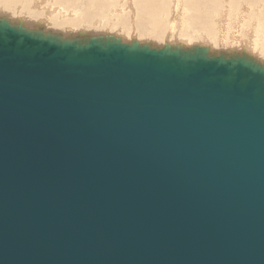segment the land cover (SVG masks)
I'll return each mask as SVG.
<instances>
[{
  "label": "water",
  "instance_id": "1",
  "mask_svg": "<svg viewBox=\"0 0 264 264\" xmlns=\"http://www.w3.org/2000/svg\"><path fill=\"white\" fill-rule=\"evenodd\" d=\"M0 264H264V62L0 16Z\"/></svg>",
  "mask_w": 264,
  "mask_h": 264
},
{
  "label": "rangeland",
  "instance_id": "2",
  "mask_svg": "<svg viewBox=\"0 0 264 264\" xmlns=\"http://www.w3.org/2000/svg\"><path fill=\"white\" fill-rule=\"evenodd\" d=\"M59 1H63V0H52V1H48V2H46V4H45V6L43 5V6H41V3H42V0H41V2H40V0H27V2H25V3H23L22 4V6H19V8H18V10H20V11H22V12H20V13H23V9H25V11H24V13H23V15H21L20 16V14L18 15L17 14V12L15 11V8H12V9H9V8H7V7H5V8H3L2 6H0V15L1 14H6V16L7 17H9L10 19H12V21H18V20H23L22 22L26 25V26H29L30 28H32V27H34V28H38V27H41L42 29H47L48 27V29H49V31H52V32H57L58 30H60V32L59 33H63V29H60V28H55V27H53L54 29H56V30H54L53 28H52V26H50L49 24H47V22H53V18L52 17H54L55 18V20H54V22L55 23H57V22H61L64 18V16H61V17H59V18H56L57 17V15H58V11L56 10V12H54V13H52L50 16H49V18H51L50 19V21L48 20V21H44V19L46 18L45 17V13H46V8L48 7L49 9H51L50 8V3H54L55 4V2L56 3H58V4H60V2ZM66 1V0H65ZM71 1V0H70ZM85 1V2H84ZM87 1V2H86ZM97 1L98 0H95V3H97ZM101 2V4L103 3L102 1H104V3L105 4H102V6L100 5V7H102L101 9L98 7L97 9L96 8H93V9H95V11H93L94 13V15L97 13V15H95V16H103L102 18H103V20H102V22H99V23H95L94 21H89L90 23H86L87 25H85V28L86 29H84V31H79V30H77V29H75V28H71V27H68L69 28V32H67L66 31V33L64 32L63 34L64 35H66V34H68V33H73V31H74V33H85V34H89V35H92V34H115V35H119V36H122V38L124 39V40H128V39H132V38H135V39H137V40H139V41H144V42H148V43H150V42H152L151 44H154V45H158V46H160V45H162L163 44V42H169V40H172V41H170L171 43H173V42H176V43H182L184 46H188V44L189 45H191V44H198V43H204L202 40H203V38H201V37H203V35L202 34H206L207 36H208V38H210V39H212V44L214 45L213 47H212V50L211 51H214V52H219V51H227V52H230L231 51V49L232 50H236V51H238L239 52V50H242V47H241V42H247L248 41V35H249V33H248V28H249V24H251L253 21H249V22H247V18L246 19H244L245 18V9H246V5H248V3H246V0H240V2L241 3H239V0H206V2H209V4H206V2H205V0H181V3H180V5H179V9H181V12H183V14H182V16H183V18L184 19H187L188 18V16L189 15H196V16H200V14H208V17H210L211 19H212V17L214 16L213 14H211L212 13V11L213 12H217V10L216 9H218V11H219V13H220V16H221V20L224 22V25L222 26L221 25V27H217V26H214V23L212 22V28H210L208 25L207 26H205V28L203 29V27H200L198 24H196V25H192V26H190L189 24V29H185L186 27H183L182 25L184 24H180V22L181 21H179V17L177 16V19H176V21L177 22H175V26L177 27H174L175 29H171L168 25H169V23L171 22V20L173 19V16H175V12L174 11H177V10H175V7H173L172 8V6L176 3V0H153L155 3H156V8L157 9H155L157 12H161L162 10H164V11H162V13L160 14V12L159 13H156L155 11H154V13H153V11H147L146 10V13H145V15H146V17H145V15H144V13H140V12H137L136 10H132V11H130V12H128L129 11V6H131L132 5V8H135L134 7V5L136 4V3H141L140 1H146V0H130V2L129 3H127V1H129V0H119V2H122V5H120L121 3H117V1L118 0H107L106 2H105V0H100ZM113 1V2H112ZM149 1H151V0H147V2L149 3ZM187 1H191V2H193V3H195V4H197V6L196 7H190V9L189 10H187V12L185 11V9L183 8V6H185L184 4H185V2H187ZM211 1V2H210ZM212 1H214V3L212 2ZM231 1H233V5H232V3H231ZM22 2H24V1H22ZM50 2V3H49ZM92 1H90V0H72L71 2H69V3H63V4H69V5H66V8L68 7L69 8V6H72L73 4H75L77 7H79L80 8V13L81 12H84L85 10V3H87V6L92 10V7H93V3H91ZM99 2V1H98ZM108 2H111L114 6H115V8H117L116 6H118V4H119V6H123V4H125L124 2H126V5H127V7L125 6V10H122L124 13H122V12H120V11H113V12H108V9L110 8V4L108 3ZM198 2V3H197ZM245 2V3H244ZM29 3V4H28ZM107 3H108V5H109V7H108V5H107ZM243 3V4H242ZM261 3V2H260ZM26 4V6H24ZM39 4V5H38ZM72 4V5H71ZM85 4V5H84ZM98 4V3H97ZM116 4V5H115ZM130 4V5H129ZM212 4H214V5H212ZM105 5V6H104ZM209 5H210V7L211 8H213V10L211 9V8H209ZM39 6H41L42 7V9L39 7ZM175 6V5H174ZM241 6V7H240ZM243 6H245V7H243ZM2 7V8H1ZM23 7V8H22ZM25 7V8H24ZM39 7V8H38ZM45 7V8H44ZM162 7V8H161ZM216 7V8H215ZM228 7H230V8H228ZM238 7H239V9H238ZM29 10H28V9ZM226 8H228V10L226 9ZM243 8H244V10H243ZM3 9V10H2ZM14 9V10H13ZM22 9V10H21ZM39 9V10H38ZM82 9V10H81ZM99 9V10H98ZM104 9V10H103ZM173 9V10H172ZM215 9V10H214ZM210 10V11H209ZM231 10V11H230ZM244 12H243V11ZM4 11V12H3ZM67 11V10H66ZM97 11V12H96ZM127 11V12H126ZM135 11H136V13H135ZM25 12H27V13H25ZM147 12H149V13H147ZM229 12V13H228ZM16 13V14H15ZM34 13V14H33ZM78 14V18L77 17H74V19L75 20H77L78 21V19H79V22H81V16L79 17V15H81V14ZM226 13H228V14H226ZM28 14V15H27ZM140 14V15H139ZM153 14V15H152ZM17 15V16H16ZM29 15H30V17H31V19L29 20ZM55 15H56V17H55ZM137 15V16H136ZM145 17H143V16ZM152 15V16H151ZM154 15H156L157 17L159 16V18L157 19V17L156 18H154L153 16ZM226 15V17H224ZM27 16V17H26ZM35 16V17H34ZM47 16V15H46ZM116 16V17H115ZM120 16V17H119ZM125 16L129 19H127V18H125ZM17 17V18H16ZM23 17V18H22ZM130 17V18H129ZM150 17H152L153 18V21L151 20L152 18H150ZM163 19H161V18ZM170 17H172V19H169ZM186 17V18H185ZM263 17V16H262ZM27 18H28V21L29 22H27ZM35 18H37L36 20H35ZM44 18V19H43ZM60 18H62V20L60 19ZM67 18H69L68 20H67ZM123 18H125V20H126V24L125 25H122L121 23H120V21H122L123 23H125V20L123 19ZM136 18H137V21H136ZM143 18V20L142 21H145V19H146V21L145 22H142L141 21V23H142V25L143 24H148V22L150 23V24H152L151 22H157V23H159L160 24V26L162 27V31H160V34H161V37L163 38V39H161V40H154V38L152 39L151 37H147V36H142L143 37V39H140V38H142L141 36H140V30L141 31H150L151 30V26H150V24L149 25H146L147 26V28L146 27H144V26H142L141 24H140V20ZM229 19V21H226V19ZM42 19V20H41ZM58 19H60V21L58 20ZM118 19V20H117ZM121 19V20H120ZM154 19H156V20H154ZM31 20H33L32 22H31ZM66 20L67 21H71L72 19H70V16H69V14H68V17H67V15H66ZM92 20V19H91ZM127 20H128V22H127ZM133 20V21H132ZM158 20V21H157ZM170 20V21H169ZM213 20H214V18H213ZM218 20V19H217ZM35 21H36V23H35ZM118 21V22H117ZM131 21H132V23H131ZM46 24H45V23ZM53 22V23H54ZM164 22H166L165 24H164ZM222 22V23H223ZM31 23L33 24V26L31 25ZM71 23V22H70ZM100 23H101V26H103V27H101L100 28ZM108 23V24H107ZM114 23V25H111V24H113ZM117 23V24H116ZM119 23V24H118ZM137 23V24H136ZM178 23V24H177ZM225 23H228V24H225ZM247 23V24H246ZM96 24V25H95ZM129 24V25H128ZM136 24V25H135ZM48 25V27H46ZM107 26V27H104V26ZM108 25H109V27H108ZM187 25V26H188ZM88 26V27H87ZM96 26V27H95ZM114 26V27H113ZM132 26H133V28H132ZM136 26H139V27H136ZM214 26V27H213ZM81 27H82V25H81ZM113 27V28H112ZM134 27H136V28H134ZM196 28V30L197 31H199L198 33H200L199 34V36H197V35H195V33H194V31H195V29H193V28ZM67 28V29H68ZM84 28V27H83ZM97 28V29H96ZM100 28V29H99ZM109 28V29H108ZM125 28V29H124ZM139 28H141V29H139ZM210 28V29H209ZM47 29V30H48ZM51 29V30H50ZM66 29V28H65ZM90 29H91V31H90ZM94 29H96L95 31H94ZM132 29V30H131ZM70 30H72V31H70ZM120 31V33H119V31ZM175 30V31H174ZM192 30H193V32H192ZM207 30V31H206ZM100 31V32H99ZM138 31V32H137ZM202 31V32H201ZM206 31V32H205ZM209 31H211L210 33H209ZM90 32V33H89ZM162 32V33H161ZM165 32V33H164ZM205 32V33H204ZM128 33V34H127ZM137 33H138V35H137ZM177 33V34H176ZM62 34V35H63ZM133 34V35H132ZM159 34V35H160ZM173 34V35H172ZM221 34V35H220ZM124 35V36H123ZM134 36V37H132V36ZM163 35V36H162ZM207 36H205V37H207ZM126 37V38H125ZM130 37V38H129ZM137 37H139V38H137ZM167 37V38H166ZM240 37V38H239ZM173 38V39H172ZM197 38H198V40H197ZM221 38H223V39H221ZM237 38V39H236ZM152 41H151V40ZM247 39V40H246ZM154 40V41H153ZM159 41V43H157ZM190 41V42H189ZM264 42V38L260 41V43H263ZM169 42V43H170ZM192 42V43H191ZM239 47L241 48V49H239ZM256 56H258V55H256ZM260 57V59H258ZM257 59L258 60H260V61H262V62H264V56H258L257 57Z\"/></svg>",
  "mask_w": 264,
  "mask_h": 264
},
{
  "label": "bare ground",
  "instance_id": "3",
  "mask_svg": "<svg viewBox=\"0 0 264 264\" xmlns=\"http://www.w3.org/2000/svg\"><path fill=\"white\" fill-rule=\"evenodd\" d=\"M22 1H24V2H22ZM32 1V0H31ZM48 1H52V0H42V3H41V6H45V4H46V2H48ZM57 1V0H56ZM72 1V0H71ZM70 0H63L62 2L61 1H59L60 2V4H58V3H56L55 2V4L54 3H50L51 5H50V8L51 9H49L48 7L46 8V15H45V19H44V21L46 22V21H50V19L51 18H49V16L52 14V13H54V12H56V10L58 11V15H57V17H56V15H55V17L56 18H59V17H61V16H64L63 18V20H62V18H60L62 21L61 22H57V23H55L54 22V20H55V18L54 17H52L53 18V22H47V24H49L50 26H52V28L53 27H55V28H60V29H63L64 31H63V33L65 32L66 33V31L67 32H69L68 30H69V28L68 27H71V28H75V29H77V30H79V31H84V29H86L85 28V25H87L86 23H90L89 21H94L95 23L97 22V23H99V22H102V20H103V16L101 17H97V16H95V15H97V13L94 15L93 13V11H95V9H93V8H102V7H100V5L102 6V4H105L104 3V1H102L103 3L101 4L100 2V0H98L97 1V3H95V0H90V1H92L91 3H93V7H92V10L87 6V3H85L84 5L86 6L85 7V11L84 12H81L80 13V8L79 7H77L75 4H71L72 6H69V8L67 7L66 8V5H69V4H63V3H69V2H71ZM77 1V0H76ZM107 0H105V2H106ZM109 1V0H108ZM202 1V0H201ZM25 2H27V0H0V6H2L3 8H5V7H7V8H9V9H12V8H15V11L17 12V14L19 15L20 14V16L21 15H23V13H24V11H25V9H23L24 11H23V13H20V12H22V11H20V10H18V8H19V6H22V4L23 3H25ZM40 2H41V0H40ZM85 2V1H84ZM87 2V1H86ZM113 2V1H112ZM130 2V0L129 1H127V3H129ZM141 3H136L135 5H134V7L135 8H132V5L131 6H129V11L128 12H130V11H132V10H136L137 12H140L141 14L142 13H144V15H145V13H146V10L148 11H153V13H154V11L156 12V13H159V12H157L155 9H157L156 8V1L154 2L153 0H151V1H149V3L147 2V0L146 1H140ZM205 2H206V0H205ZM211 2V1H210ZM213 3H214V1H212ZM261 2V3H260ZM111 6H110V8L108 9V12H115V11H120V12H122V13H124L122 10H125V6L127 7V5H126V2H124L125 4H123V6H119V4H118V6H116L117 8H115V6L111 3V2H108ZM108 3H107V5H108ZM117 3H121L120 5H122V2H119V0L117 1ZM180 3H181V0H176V3L172 6V8L173 7H175V10H177V11H174L175 12V16H173V19H172V17H170L169 19H172L171 20V22L169 23V27L173 30V29H175L174 27H176L175 26V22H177L176 21V19H177V16L179 17L178 19H179V21H181L180 22V24L182 25L183 23V27H186L185 29L187 30V29H189L190 27H189V25L190 26H192V25H196V24H198L200 27H203V29L205 28V26H209L210 28H212V22L214 23V26H217V27H221V25L223 26L224 25V22L221 20V16H220V13H219V11H218V9H216L217 10V12H213L212 11V13L211 14H213L214 16L212 17V19L210 18V17H208V14H200V16H196V15H189L188 16V18L187 19H184L183 18V16H182V14H183V12H181V9H179V5H180ZM198 3V2H197ZM231 3H232V5H233V1H231ZM239 3H241L240 2V0H239ZM245 3V2H244ZM246 3H248V5H246L247 7H246V9H245V18L244 19H248L247 20V22H249V21H253L251 24H249L248 26H249V28H248V33H249V35H248V41L246 42H241L240 44H241V47H242V50H244V51H246L247 53H249V54H251L253 57H255V58H257L258 56H264V42L263 43H260V41L264 38V0H246ZM29 4V3H28ZM206 4H209V2H206ZM243 4V3H242ZM39 5V4H38ZM116 5V4H115ZM130 5V4H129ZM185 6H183V8L185 9V11L187 12V10H189L190 9V7H196L197 6V4H195V3H193V2H191V1H187V2H185V4H184ZM212 5H214V4H212ZM24 6H26V4L24 5ZM41 6H39L41 9H42V7ZM105 6V5H104ZM1 7V8H2ZM27 7V6H26ZM38 7V8H39ZM108 7H109V5H108ZM241 7V6H240ZM243 7H245V6H243ZM23 8V7H22ZM25 8V7H24ZM45 8V7H44ZM162 8V7H161ZM209 8H211L210 7V5H209ZM216 8V7H215ZM228 8H230V7H228ZM228 8H226L227 10H228ZM28 9V8H27ZM30 9V8H29ZM28 9V10H29ZM212 10H213V8H211ZM238 9H239V7H238ZM3 10V9H2ZM14 10V9H13ZM22 10V9H21ZM39 10V9H38ZM67 10V11H66ZM82 10V9H81ZM99 10V9H98ZM102 10V9H101ZM104 10V9H103ZM173 10V9H172ZM215 10V9H214ZM243 10H244V8H243ZM242 10V11H243ZM1 11V10H0ZM20 11V12H19ZM136 11H135V13H136ZM162 11H164V10H162ZM162 11L160 12V14L162 13ZM210 11V10H209ZM231 11V10H230ZM4 12V11H3ZM97 12V11H96ZM127 12V11H126ZM244 12V11H243ZM25 13H27V12H25ZM81 14V15H79V17L81 16V22H79V19H78V21L77 20H75L74 19V17H77L78 16V14ZM147 13H149V12H147ZM229 13V12H228ZM228 13H226V14H228ZM16 14V13H15ZM34 14V13H33ZM68 14H69V16H70V19H72L71 21H67L69 18H67V20H66V15H67V17H68ZM155 14V13H154ZM28 15V14H27ZM53 15V14H52ZM140 15V14H139ZM147 15V14H146ZM146 15H145V17H146ZM153 15V14H152ZM151 15V16H152ZM0 16H6V14L4 13V14H1ZM17 16V15H16ZM137 16V15H136ZM143 16V15H142ZM156 15H154L153 17L154 18H156L155 17ZM263 16V17H262ZM27 17V16H26ZM29 17H30V15H29ZM35 17V16H34ZM116 17V16H115ZM120 17V16H119ZM144 17V16H143ZM144 17V18H145ZM224 17H226V15L224 16ZM17 18V17H16ZM23 18V17H22ZM78 18V17H77ZM125 18H127L126 16H125ZM125 18H123L124 20H125ZM130 18V17H129ZM150 18H152V17H150ZM159 18V16L157 17V19ZM161 18V17H160ZM186 18V17H185ZM213 18H214V20H213ZM31 19V17L29 18V20ZM37 18H35V20H36ZM60 19H58L59 21H60ZM92 19V20H91ZM128 19V18H127ZM141 19V18H140ZM162 19V18H161ZM177 19V20H178ZM218 19V20H217ZM226 19V18H225ZM12 20V19H11ZM42 20V19H41ZM118 20V19H117ZM121 20V19H120ZM129 20V19H128ZM128 20H127V22H128ZM143 20V18L140 20V24L142 25V23H141V21ZM152 21H153V18L151 19ZM154 20H156V19H154ZM163 20V19H162ZM21 21H23L22 19H21ZM33 20H31V22H32ZM56 21V20H55ZM133 21V20H132ZM132 21H131V23H132ZM136 21H137V18H136ZM145 21H146V19H145ZM145 21H142V22H145ZM148 21V20H147ZM146 21V22H147ZM158 21V20H157ZM170 21V20H169ZM226 21H229V19H226ZM27 22H29L28 21V18H27ZM34 22V21H33ZM44 22V23H45ZM71 22V23H70ZM118 22V21H117ZM223 22V23H222ZM35 23H36V21H35ZM96 23V24H97ZM120 23L122 24V25H125L126 24V20H125V23H123L122 21H120ZM152 24H150L149 22H148V24L146 23V24H143L142 26H144V27H146L147 28V26L146 25H149L150 24V26H151V30L150 31H141L142 29L141 28H139V29H141L140 30V36L142 37V36H147V37H151L152 39L154 38V40H161V39H163L162 37H161V34H160V31H162L161 29H162V27L160 26V24L159 23H157V22H151ZM166 22H164V24H165ZM46 24V23H45ZM95 24V25H96ZM108 24V23H107ZM117 24V23H116ZM119 24V23H118ZM137 24V23H136ZM135 24V25H136ZM178 24V23H177ZM189 24V25H188ZM225 24H228V23H225ZM247 24V23H246ZM27 25V24H26ZM31 25L33 26V24L31 23ZM81 25H82V27H81ZM111 25H114V23L113 24H111ZM129 25V24H128ZM166 25V24H165ZM188 25V26H187ZM213 26V27H214ZM225 26V25H224ZM29 27V26H28ZM46 27H48V25L46 26ZM84 27V28H83ZM88 27V26H87ZM96 27V26H95ZM101 27H103V26H101V23H100V28ZM104 27H107L106 25L104 26ZM108 27H109V25H108ZM114 27V26H113ZM112 27V28H113ZM136 27H139V26H136ZM136 27H134V28H136ZM33 28V27H32ZM49 28V27H48ZM47 28V29H48ZM66 28V29H65ZM68 28V29H67ZM99 28V29H100ZM132 28H133V26H132ZM177 28V27H176ZM209 28V29H210ZM47 29H44V30H47ZM54 29V28H53ZM97 29V28H96ZM96 29H94V31L96 30ZM109 29V28H108ZM125 29V28H124ZM193 29H195V31H194V33H195V35H197V36H199V34L200 33H198L199 31H197L196 30V28L194 27ZM49 30V29H48ZM51 30V29H50ZM54 30H56V29H54ZM132 30V29H131ZM59 32H60V30H58ZM57 31V32H58ZM70 31H72V30H70ZM90 31H91V29H90ZM119 31V30H118ZM175 31V30H174ZM207 31V30H206ZM205 31V32H206ZM100 32V31H99ZM138 32V31H137ZM192 32H193V30H192ZM202 32V31H201ZM204 32V33H205ZM211 31H209V33H210ZM62 33V34H63ZM90 33V32H89ZM119 33H120V31H119ZM162 33V32H161ZM165 33V32H164ZM76 34H78L77 32L76 33H74V31H73V33L71 34V33H68V34H66V35H64V36H72V35H76ZM128 34V33H127ZM160 34V35H159ZM177 34V33H176ZM133 35V34H132ZM131 35V36H132ZM137 35H138V33H137ZM173 35V34H172ZM203 35V37H201V38H203V42L204 43H198V44H205V45H208L209 47H210V49L212 50V47L214 46L213 44H212V39H210V38H208V36L206 35V34H202ZM221 35V34H220ZM124 36V35H123ZM135 36V35H134ZM134 36H132V37H134ZM139 36V35H138ZM163 36V35H162ZM205 36H207V37H205ZM122 37V36H121ZM126 38V37H125ZM130 38V37H129ZM136 38V37H135ZM134 38V39H135ZM137 38H139V37H137ZM167 38V37H166ZM240 38V37H239ZM131 39V38H130ZM130 39H128V40H130ZM133 39V38H132ZM140 39H143V37L142 38H140ZM173 39V38H172ZM221 39H223V38H221ZM237 39V38H236ZM151 40V39H150ZM153 40V41H154ZM197 40H198V38H197ZM247 40V39H246ZM152 41V40H151ZM162 41V40H161ZM170 41H172V40H169V42ZM144 42V41H143ZM167 42V41H166ZM190 42V41H189ZM150 43H152V42H150ZM157 43H159V41L157 42ZM164 43V42H163ZM171 43V42H170ZM173 43H176V42H173ZM192 43V42H191ZM182 44V43H181ZM183 45V44H182ZM189 45V44H188ZM239 49H241L240 47H239ZM242 50H239V52L240 51H242ZM228 51V50H227ZM233 51H236V50H232L231 49V51L230 52H233ZM256 55H258V56H256ZM258 59H260V57L258 58ZM264 60V59H263Z\"/></svg>",
  "mask_w": 264,
  "mask_h": 264
}]
</instances>
